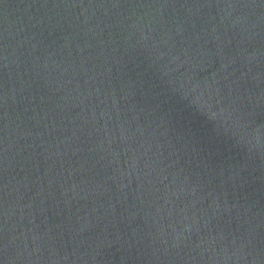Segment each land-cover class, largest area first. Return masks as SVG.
I'll use <instances>...</instances> for the list:
<instances>
[{
  "label": "water",
  "instance_id": "obj_1",
  "mask_svg": "<svg viewBox=\"0 0 264 264\" xmlns=\"http://www.w3.org/2000/svg\"><path fill=\"white\" fill-rule=\"evenodd\" d=\"M0 264H264V0H0Z\"/></svg>",
  "mask_w": 264,
  "mask_h": 264
}]
</instances>
